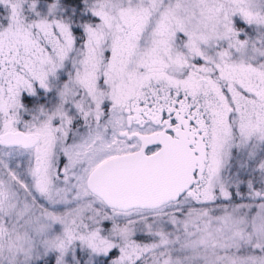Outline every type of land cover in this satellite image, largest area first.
<instances>
[{
  "label": "snow or ice",
  "instance_id": "snow-or-ice-1",
  "mask_svg": "<svg viewBox=\"0 0 264 264\" xmlns=\"http://www.w3.org/2000/svg\"><path fill=\"white\" fill-rule=\"evenodd\" d=\"M0 264H264V0H0Z\"/></svg>",
  "mask_w": 264,
  "mask_h": 264
}]
</instances>
